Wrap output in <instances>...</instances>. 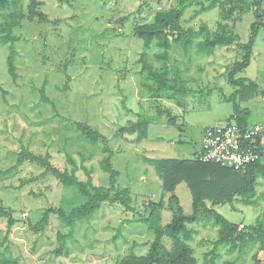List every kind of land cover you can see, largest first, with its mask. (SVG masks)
Returning <instances> with one entry per match:
<instances>
[{
    "label": "rangeland",
    "instance_id": "374dc122",
    "mask_svg": "<svg viewBox=\"0 0 264 264\" xmlns=\"http://www.w3.org/2000/svg\"><path fill=\"white\" fill-rule=\"evenodd\" d=\"M39 1L47 20L29 18L28 0H22L21 24L12 30L18 38L14 43L16 80L7 68L9 43L0 42V87L6 92L3 95L0 89V170L15 164L22 146L36 154L48 152L52 165L61 170L65 166L71 169L66 152L78 166V154H85L91 155L83 164L91 170L92 181L109 186V176L99 166L103 157L100 145L80 138L65 119L84 121L107 138L111 163L119 171L116 185L129 190L133 210L119 203H103L91 217L78 220L72 231L57 214H50L43 227L32 228L46 209L61 207L69 212L86 198L76 187L61 185L56 176L42 175L43 167L25 162L10 175H0V203L15 220L9 228L7 219H0V260L5 257L14 264H119L131 252L145 254L154 241L155 234L144 221L153 205L163 202L159 209L161 227L171 221L175 208L169 200L172 194L183 214H192L186 183L177 184L173 192L164 191L156 169L144 158L197 159L204 128L225 124L233 114V103L224 98L235 90L228 75L242 58L240 48L236 44L218 45L212 54L199 55L195 44L187 54L173 44L168 68L171 73L181 70L189 92L177 96L165 90L150 96L142 87L147 80L138 61L145 52L148 63L159 69L162 62L156 54L162 49L155 43L144 48L135 28L150 23L160 9L179 8L183 10V27L196 30L205 23L213 32L218 31V7L199 11L204 0ZM260 10L264 11V0ZM7 12L0 13V22L5 21ZM255 20L253 11L248 10L237 11L228 22L241 44L248 42ZM235 78L251 80L263 91L239 103L249 111L248 123L260 125L264 132V25L257 26L249 65ZM44 80L45 93L59 115L52 105L40 100ZM76 176L87 180L80 167ZM263 193L264 178L260 177L255 205H246L241 196H235L231 202L214 206L207 200L206 206L247 233V226L264 223ZM188 227L194 231L188 243L196 264H209L217 226L200 213ZM60 234L66 236L63 252L57 255ZM163 245L171 248L167 236ZM257 248L251 243L239 254L220 246L214 263L251 264L256 252L264 262V251Z\"/></svg>",
    "mask_w": 264,
    "mask_h": 264
},
{
    "label": "trees",
    "instance_id": "16d2710c",
    "mask_svg": "<svg viewBox=\"0 0 264 264\" xmlns=\"http://www.w3.org/2000/svg\"><path fill=\"white\" fill-rule=\"evenodd\" d=\"M263 0H253L251 4L245 0H204V5L200 4L199 11H207L212 8H219V19L216 22L218 31H212L202 23L198 29L192 27H183L181 17L183 10L179 8L160 9L150 23L138 25L135 28V35L142 39L144 48H150L152 43L162 49V52L156 54V58L162 62L159 69L154 68L146 59V53L140 56L139 63L141 72L146 75L147 82L142 83V87L148 90L150 96H156L160 91H168L177 96L188 94L186 82L181 78V70L176 69L170 72L168 68L169 50L172 45L179 46L187 54L189 47L195 44L196 53L199 55H210L216 46H230L236 44L240 48L241 59L237 60L234 68L228 75V83L235 87L234 92L224 98L233 103V114L226 123L234 121L240 126L249 125L247 119L249 111L241 108L240 103L247 101L257 95L263 94L256 83L246 78H235V74L246 68L251 59L252 47L256 37L258 25H264V11L260 7ZM39 0H28V17H36L39 20H47L45 14L40 8ZM22 0H0V13L8 11L4 16L5 21L0 22V42L9 43V52L7 55V68L13 80L18 77L14 64L16 50L14 43L17 37L12 34V30L21 24L23 18ZM252 10L256 20L251 25V36L247 43L241 44L238 36L229 27L228 22L235 18L236 12L243 13ZM236 22V21H235ZM47 80L43 81L39 89L40 100L52 105V109L57 113L52 99L45 93ZM2 90V88L0 87ZM3 95L6 93L2 90ZM162 112V111H161ZM168 112V111H167ZM169 114V113H168ZM233 119V120H232ZM71 127L78 132V136L83 140L93 144L100 145L103 157L99 161L101 170L109 176V186L97 185L92 181L91 170L83 163L89 160L91 155L78 154L81 160V166H78L72 154L66 152V164L64 169H59L52 165L50 154H36L27 147H21L17 153L16 162L6 170H0L1 176L10 175L25 162L35 163L44 168L42 175L51 174L58 178L61 185L65 187L74 186L79 193L85 196L86 201L69 212H65L61 207L46 209L41 220L32 228L43 227L49 219L50 214H57L60 221L66 224L70 230L74 229L78 220L88 219L92 213L103 203H119L126 210L132 209L130 206L131 196L127 188H119L116 180L119 171L111 163V150L108 146L107 138L84 121H74L65 119ZM210 127V126H209ZM205 129V128H204ZM263 130V129H262ZM264 133V132H263ZM259 161L250 164L244 171H235L232 168L223 167L215 163L202 162L197 159H179V158H144V161L151 164L158 174L161 186L166 192H173L177 184L186 183L191 197L192 209L191 215H185L178 204L177 197L171 195L175 204L171 221L164 227L160 226L159 209L163 207L160 201L151 208L150 216L144 218L149 223L150 228L155 234L154 241L149 245L145 254H135L133 252L125 255L119 260V264H196V258L193 256V249L188 241L193 239L194 231L188 227L199 217L200 213H205L217 226V237L211 241L212 249L208 254L211 255L209 264L214 263L215 252L220 246H227L229 252H243L251 243L257 244L258 251H264V223L257 222L256 226H247V233L240 232L237 224L229 222L224 216L219 214L213 208L206 206L209 200L211 205H219L231 202L235 196H241L244 204L255 205L256 186L258 178H264V148L260 151ZM80 167L87 180L81 181L76 176V171ZM264 196V193H263ZM152 204V202H151ZM133 210V209H132ZM7 219L8 227L15 224L10 212L0 203V219ZM66 235L60 234L59 247L55 250L57 255H61L64 247V238ZM167 236L171 240V248L167 249L163 245V237ZM207 254V255H208ZM258 252L253 254L251 264H264L258 258ZM0 264H14L12 260L5 257L0 260Z\"/></svg>",
    "mask_w": 264,
    "mask_h": 264
},
{
    "label": "built area",
    "instance_id": "2783aa9c",
    "mask_svg": "<svg viewBox=\"0 0 264 264\" xmlns=\"http://www.w3.org/2000/svg\"><path fill=\"white\" fill-rule=\"evenodd\" d=\"M262 148L264 134L260 125L240 126L230 122L204 129L198 157L202 162L244 171L250 164L259 161Z\"/></svg>",
    "mask_w": 264,
    "mask_h": 264
}]
</instances>
